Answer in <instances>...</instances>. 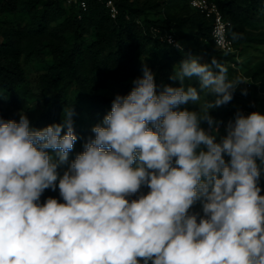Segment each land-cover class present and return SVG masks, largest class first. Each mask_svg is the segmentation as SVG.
<instances>
[{
    "label": "clouds",
    "instance_id": "9594fccd",
    "mask_svg": "<svg viewBox=\"0 0 264 264\" xmlns=\"http://www.w3.org/2000/svg\"><path fill=\"white\" fill-rule=\"evenodd\" d=\"M141 71L74 158L72 107L43 128L0 118V264H264V111L212 115L249 81L199 55L179 86Z\"/></svg>",
    "mask_w": 264,
    "mask_h": 264
},
{
    "label": "trees",
    "instance_id": "16d2710c",
    "mask_svg": "<svg viewBox=\"0 0 264 264\" xmlns=\"http://www.w3.org/2000/svg\"><path fill=\"white\" fill-rule=\"evenodd\" d=\"M114 1L116 19L95 1L83 10L64 0H0V118L18 121L16 113L23 110L33 127L43 128L62 122L63 111L72 107L78 135L70 152L74 158L92 126L110 111L115 95L131 90L144 63L161 87L179 86L170 75L188 55H199L202 62L215 57L229 78L243 76L232 66L231 54L216 48L211 21L191 7V0ZM211 1L231 22L229 36L237 50L264 45V0ZM153 28L174 34L183 49L162 42ZM31 67L38 68L34 82L28 74ZM244 75L263 94L260 105L256 108L251 99L235 93L232 101L212 112L225 124L237 109L264 111V60ZM186 83L199 86L195 78ZM202 95V101L213 99L207 91ZM219 133L226 134L223 124ZM48 196L59 197V192L46 190L42 199Z\"/></svg>",
    "mask_w": 264,
    "mask_h": 264
},
{
    "label": "built area",
    "instance_id": "2783aa9c",
    "mask_svg": "<svg viewBox=\"0 0 264 264\" xmlns=\"http://www.w3.org/2000/svg\"><path fill=\"white\" fill-rule=\"evenodd\" d=\"M67 4L76 6L77 8L86 10L90 3L95 1L104 4L109 11L111 17L116 19L119 15V8L114 0H64ZM191 7L203 14L206 19L212 23V38L216 48L227 54H235L237 52L233 39L229 36L231 22L225 18L219 5L211 0H191ZM156 36L169 45L176 47L179 45L183 49L181 42L172 33H164L158 28H153Z\"/></svg>",
    "mask_w": 264,
    "mask_h": 264
},
{
    "label": "rangeland",
    "instance_id": "374dc122",
    "mask_svg": "<svg viewBox=\"0 0 264 264\" xmlns=\"http://www.w3.org/2000/svg\"><path fill=\"white\" fill-rule=\"evenodd\" d=\"M259 60H264V45L255 44L252 47H248L244 51L237 50V52L234 54H231L230 56V62L233 64L232 66L245 77L249 82L241 85V87H247L248 88V94L246 95L247 98L251 99L254 102V105L256 108L260 105V100L263 97V94L260 93L254 86L253 82L248 79L247 76L244 74L247 72V70L251 67H253L256 62ZM38 68L31 67V69H28V74L31 82H34L35 77L37 75ZM229 79H233L232 77ZM238 94H241L239 89L235 92ZM201 96H203L201 94ZM6 106V105H3ZM181 108H188L189 110H199V104L198 103H189L187 105H182ZM19 116V113H16ZM20 118V117H19Z\"/></svg>",
    "mask_w": 264,
    "mask_h": 264
}]
</instances>
